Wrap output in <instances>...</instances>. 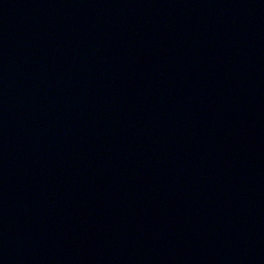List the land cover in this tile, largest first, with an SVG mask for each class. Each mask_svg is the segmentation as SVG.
I'll return each instance as SVG.
<instances>
[{
	"label": "water",
	"instance_id": "water-1",
	"mask_svg": "<svg viewBox=\"0 0 264 264\" xmlns=\"http://www.w3.org/2000/svg\"><path fill=\"white\" fill-rule=\"evenodd\" d=\"M0 264H264V0H0Z\"/></svg>",
	"mask_w": 264,
	"mask_h": 264
}]
</instances>
